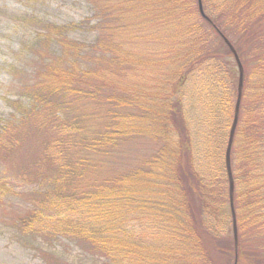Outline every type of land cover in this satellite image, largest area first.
I'll list each match as a JSON object with an SVG mask.
<instances>
[{
    "label": "trees",
    "instance_id": "trees-1",
    "mask_svg": "<svg viewBox=\"0 0 264 264\" xmlns=\"http://www.w3.org/2000/svg\"><path fill=\"white\" fill-rule=\"evenodd\" d=\"M90 2L93 41L43 28L54 55L40 50L26 99L0 119V158L34 138L47 183L16 228L69 237L102 264H264V0H200L204 15L199 0ZM223 37L243 68L236 243L225 152L239 70ZM131 134L150 149L122 165Z\"/></svg>",
    "mask_w": 264,
    "mask_h": 264
},
{
    "label": "rangeland",
    "instance_id": "rangeland-1",
    "mask_svg": "<svg viewBox=\"0 0 264 264\" xmlns=\"http://www.w3.org/2000/svg\"><path fill=\"white\" fill-rule=\"evenodd\" d=\"M93 9L90 0H0V119L13 118L11 102L26 99V74L36 66L40 50L54 55L42 48V41H36L43 28L66 25L69 38L90 43L96 35L90 28L97 20ZM123 46L130 44L125 41ZM132 134L131 144L118 154L122 165L150 149L147 142H135ZM37 143L30 138L8 162L0 158V264H102L105 260L84 251L69 237L33 235L16 228V216L29 211L33 194L47 186L33 175ZM114 153L115 162L118 152Z\"/></svg>",
    "mask_w": 264,
    "mask_h": 264
},
{
    "label": "water",
    "instance_id": "water-1",
    "mask_svg": "<svg viewBox=\"0 0 264 264\" xmlns=\"http://www.w3.org/2000/svg\"><path fill=\"white\" fill-rule=\"evenodd\" d=\"M199 10L202 13V15H204L203 11H202V5H201L200 0H199ZM223 39H224L225 43L228 45V47L230 48L231 52L233 53V55L236 59L237 65H238V70H239L238 87H237L238 92H237V98H236V102H235V106H234V116H233L232 124H231L230 130H229V136H228L226 152H225V164H226V170H227V175H228V180H229V193H230L229 195H230V203H231V211H232V219H233V234H234V239H235V243H236L237 242V229H236V221H235L233 202H232L234 183H233L231 167H230V150H231L233 137H234V133H235V128H236V124H237V120H238L241 90H242V80H243V68H242V65L238 59V56H237L233 46L230 44V42L228 41L227 38L223 37Z\"/></svg>",
    "mask_w": 264,
    "mask_h": 264
}]
</instances>
